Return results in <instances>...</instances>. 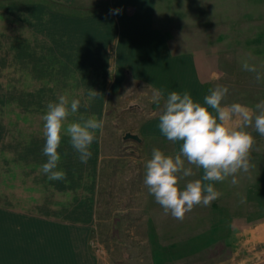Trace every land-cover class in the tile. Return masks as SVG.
<instances>
[{
  "label": "crops",
  "instance_id": "0c3cea01",
  "mask_svg": "<svg viewBox=\"0 0 264 264\" xmlns=\"http://www.w3.org/2000/svg\"><path fill=\"white\" fill-rule=\"evenodd\" d=\"M80 1L0 0V264H98L89 239L103 127L87 163L62 133L57 170L66 178L49 180L42 172L49 102L79 99L65 123L83 115L103 125L109 98L127 87L161 92V109L173 91L203 104L224 59L256 52L239 25L238 0H104L107 8L91 12ZM161 112L139 125L138 137L165 140L176 154L182 142L161 134ZM250 163L262 172L253 187L264 186V160L251 155Z\"/></svg>",
  "mask_w": 264,
  "mask_h": 264
},
{
  "label": "rangeland",
  "instance_id": "374dc122",
  "mask_svg": "<svg viewBox=\"0 0 264 264\" xmlns=\"http://www.w3.org/2000/svg\"><path fill=\"white\" fill-rule=\"evenodd\" d=\"M238 2L244 8V20L239 16V25H245L246 33L249 32L245 34L246 40L252 35L255 41L249 47L256 52L224 59L218 67V79L210 89L227 86L225 100L231 102L238 98L254 107L264 100V0ZM234 3L233 8L224 11L228 20L237 12ZM108 4L104 0H81L79 6L91 12L105 9ZM245 61L255 66L256 72L244 70ZM257 73L261 76L259 81ZM152 97L145 88L127 87L108 100L102 133L98 219L90 234V253L98 264H114L126 257H132V263L137 260L131 241H124L121 221L125 217L121 219L120 212L126 202L124 195L131 191V195L146 200L143 209L136 206L134 211L147 219L152 264H264V186L253 187L262 172L241 171L236 174V184L231 182L232 177L214 182L221 196L209 206H194L183 220L165 214L149 193L144 184L145 162L151 158L154 148L174 155L172 146L165 140L145 138L135 143L124 141L123 137L127 133L138 136L139 125L161 109V104ZM251 134L255 139L251 155L264 160V136L255 130ZM193 171L194 176L180 182L181 188L188 180L199 179L194 166Z\"/></svg>",
  "mask_w": 264,
  "mask_h": 264
},
{
  "label": "clouds",
  "instance_id": "9594fccd",
  "mask_svg": "<svg viewBox=\"0 0 264 264\" xmlns=\"http://www.w3.org/2000/svg\"><path fill=\"white\" fill-rule=\"evenodd\" d=\"M242 67L256 72L255 66L247 61ZM260 79L257 73L256 80ZM228 91L227 86L217 85L209 90L203 104L195 102L188 92L176 91L169 93L164 101L159 131L168 141L182 143L174 155L165 154L159 148L152 150L151 158L145 162L144 184L165 214L170 213L177 220H183L194 206H209L221 196L214 188V182L232 177L231 182L236 184V174L250 169L255 139L247 129L254 128L264 136V100L254 107L227 104L224 101ZM162 95L157 91L152 98L160 103ZM79 106V99L69 103L68 98L61 95L58 102L47 104L46 114L42 116L46 141L43 154L47 157L42 172L49 180L66 178L63 171L57 170L62 133L69 137L82 163H87L92 156L90 145L95 139V131L102 129L103 121L81 115L78 121L66 124L68 117L78 112ZM193 166L203 170L202 178L188 180L181 188L182 180L195 175Z\"/></svg>",
  "mask_w": 264,
  "mask_h": 264
},
{
  "label": "trees",
  "instance_id": "16d2710c",
  "mask_svg": "<svg viewBox=\"0 0 264 264\" xmlns=\"http://www.w3.org/2000/svg\"><path fill=\"white\" fill-rule=\"evenodd\" d=\"M163 109V107H162ZM161 109V110H162ZM161 112V111H160ZM158 112V113H160ZM140 180V179H139ZM126 198V202L123 207L120 209L122 213L121 221L122 231L124 241H131L133 252L135 251L137 254V260L135 263H132L130 257H126V260H117L114 264H152L153 259L150 252V246L148 242V232H147V219L140 213L135 212L136 206L141 210L144 208V201H146L141 196H136L134 194L131 195V191H127V194L124 195ZM99 200L97 194V203H96V213H95V224L97 217ZM121 215V214H120ZM133 255V254H131ZM130 261V262H129Z\"/></svg>",
  "mask_w": 264,
  "mask_h": 264
},
{
  "label": "water",
  "instance_id": "95a60500",
  "mask_svg": "<svg viewBox=\"0 0 264 264\" xmlns=\"http://www.w3.org/2000/svg\"><path fill=\"white\" fill-rule=\"evenodd\" d=\"M124 141H134L135 143H141L140 138L137 135H132V134H125V136L123 137Z\"/></svg>",
  "mask_w": 264,
  "mask_h": 264
}]
</instances>
